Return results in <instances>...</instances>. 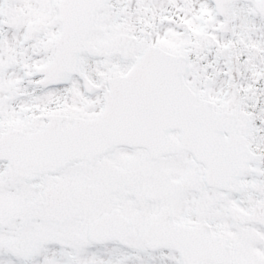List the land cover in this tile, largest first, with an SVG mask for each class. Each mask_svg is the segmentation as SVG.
I'll return each instance as SVG.
<instances>
[{
  "label": "snow or ice",
  "instance_id": "1",
  "mask_svg": "<svg viewBox=\"0 0 264 264\" xmlns=\"http://www.w3.org/2000/svg\"><path fill=\"white\" fill-rule=\"evenodd\" d=\"M0 264H264V0H0Z\"/></svg>",
  "mask_w": 264,
  "mask_h": 264
}]
</instances>
